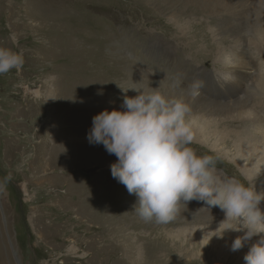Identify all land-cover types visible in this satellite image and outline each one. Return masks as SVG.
<instances>
[{
	"label": "rangeland",
	"instance_id": "obj_1",
	"mask_svg": "<svg viewBox=\"0 0 264 264\" xmlns=\"http://www.w3.org/2000/svg\"><path fill=\"white\" fill-rule=\"evenodd\" d=\"M176 1L178 10L163 15L156 10L161 1L152 5L148 0H0V47L24 59L19 71L0 75V264H111L117 255L120 263L129 262L121 250L115 256L97 243L115 210L106 206L113 196L119 198L115 208L119 202L120 210L133 207L125 201L126 187L111 174L116 160L102 161L97 144L87 139L93 117L104 110H123L124 93L117 84L145 77L147 85L146 71L158 72L144 62L142 47L161 45L170 59L189 71L221 75L227 66L223 56L238 46L230 32L225 33L228 48L220 45L222 35L207 9L209 2L217 0ZM236 1L228 0L230 8L240 6L238 2L245 5ZM248 8L245 16L236 15L234 24L254 55L255 36L264 35V0ZM206 34L223 49L209 58L200 53ZM193 44L201 47L192 50ZM127 50L136 53L129 57ZM255 61L263 77L264 55ZM160 74L161 79L170 76L165 71ZM127 95L137 93L130 90ZM259 117L261 127H250L248 134H262L264 113ZM258 138L264 142V132ZM220 148L221 153L234 155L233 149ZM216 174L223 179L235 177L225 175L219 166ZM259 184L250 186L259 192ZM189 214L173 232L194 219L196 225H204L197 212ZM131 220L126 219L123 229L132 227ZM224 220L220 217L216 225L242 226L240 221ZM219 242L209 247L218 250L223 244L221 257L200 255L196 261L193 255L176 264H245L247 251H231Z\"/></svg>",
	"mask_w": 264,
	"mask_h": 264
},
{
	"label": "bare ground",
	"instance_id": "obj_2",
	"mask_svg": "<svg viewBox=\"0 0 264 264\" xmlns=\"http://www.w3.org/2000/svg\"><path fill=\"white\" fill-rule=\"evenodd\" d=\"M148 1L153 3L152 5H155L157 1H161L162 3L156 4V10L163 15L173 14L178 10V6L175 4L177 3L176 0ZM241 1L245 5L242 6L238 2L241 6H237L238 10L236 7L230 8L228 0H217L208 3L210 7L207 9L213 14L218 25V32L222 35L220 45L223 49L228 48L230 39L225 35L227 32L231 33L234 44L238 45L235 48L237 49L236 51L231 50L223 56L227 58H222L224 59L223 62H227V66H225V71L221 75H202L196 70L189 71L180 61L170 59L168 52H165L161 45L154 44L152 46L148 45L149 47H142V53L140 54L144 62L158 71L156 74L154 73L155 75H151L147 71L145 73L146 78L148 77V79H150L149 81L146 80V83H150L151 87L156 88L159 86V81L162 80L161 74L159 75L160 71H165L170 76L174 74L181 78L182 85L176 90V94L183 96L191 107L187 119L194 131V142L190 146L196 151H203V154L219 155L221 159L217 166L223 168L225 175L232 174L235 177L240 176L239 179L245 184L246 181L243 179L249 180L251 185L254 182H259V192H264V151L262 149L264 148V142H261V140H263L262 138H258L263 134L264 130L262 134L259 133L260 135H257L258 137L253 134H248L250 127H256L258 124L260 126L259 116L264 113V76H260V69L255 61L261 54L264 55V37H262L264 35L255 36L253 55L252 52L247 50L246 41L239 38V30L235 28L234 22L236 15L239 17L245 16L248 14V5L250 3H258L259 0ZM7 10L8 16H10V14L12 15L10 6ZM229 10H232V12H229ZM201 25L203 24H200V26ZM259 25L261 24L259 23ZM204 40L205 47L200 50L202 55L205 54V56L203 55L204 57H212L215 53L223 50L222 47L218 48V43L215 42V44L210 41L208 34L204 36ZM199 47L197 44H193L191 49L193 50ZM131 52H133V54L136 53L135 50H127V55L129 56ZM172 52L170 51L171 55ZM193 82L200 86L198 88V95L195 98L186 94L189 86ZM108 83H110V81ZM244 91H246V93H244ZM82 130H87V128ZM259 131H261V129ZM220 147L233 149L232 152H234V155H229L225 152L221 153L222 149ZM96 149L100 151L99 154L102 161L109 157L114 158L117 162V157L107 153L102 144H97ZM228 155L231 158H229ZM35 158L36 157L33 159ZM258 161L260 163H258ZM99 163L102 165L103 162L100 161ZM240 166L242 169L240 172L242 174L239 173ZM242 175L244 177H242ZM119 193L122 194V191H119ZM129 195L125 201L133 208L130 207V209L127 210H120V202L115 208L114 204L119 198L116 195H114L113 198L111 196L112 200H110L106 206H110V208L108 207L109 209H113V206L115 210L110 213L106 222L103 220V222L107 224V227L102 228L104 230L100 232L101 238L97 241L100 249L107 246L110 251H113V254L121 250L122 254L126 255L129 261L126 263L124 262L125 264H176L183 259L193 257V255L196 261L199 257H202L200 255L206 257L210 254L215 257H221L224 252L222 242L225 246L231 247L233 241L237 237H242L244 235L243 230L236 231L228 229L223 232L224 229L231 225L228 223L222 226L216 224L220 220V217H225V213L221 212L218 207H212L210 212H208V210H201L207 207V205H205L203 201L198 200H192L187 203L182 202V206L172 222L166 225L152 227L150 224L144 223V221L134 213V205L137 202V197L134 194ZM189 212H197L199 217L204 219V225H196L195 223L197 221L194 223V219L185 227L173 232V227H175L178 222L188 219ZM127 218H132L130 223L133 225H131L132 227L130 229L125 230L123 229V224L126 222ZM222 232V237L218 236ZM259 239L258 236L252 237L251 240L246 241L244 246L239 250L248 252L251 246L257 243ZM217 241H220L219 244H222V248L211 250L213 244L216 245ZM210 245H212L211 248L209 247ZM200 247H203L201 253L195 255V251ZM116 255L117 253L115 256ZM119 259L117 255L116 258H113L111 264H119Z\"/></svg>",
	"mask_w": 264,
	"mask_h": 264
},
{
	"label": "clouds",
	"instance_id": "obj_3",
	"mask_svg": "<svg viewBox=\"0 0 264 264\" xmlns=\"http://www.w3.org/2000/svg\"><path fill=\"white\" fill-rule=\"evenodd\" d=\"M23 63L22 54L0 47V75L19 71ZM144 78L136 82L131 77L125 84H117L124 93L123 110H104L94 116L87 136L90 144H102L117 157L111 174L137 197L134 213L146 223L166 225L176 218L182 202L203 201L207 207L201 210L208 212L219 207L225 213L222 223L242 224L223 232L246 230L233 241L231 250L241 249L246 241L259 235L244 261L264 264V192L235 177L218 178L219 155H200L190 146L194 142L187 119L191 107L176 94L182 85L179 76H164L156 88L150 83L145 85ZM162 87L169 91H162ZM199 87L193 82L186 94L195 98ZM130 90L137 95L128 96ZM223 232L218 236L222 237Z\"/></svg>",
	"mask_w": 264,
	"mask_h": 264
}]
</instances>
